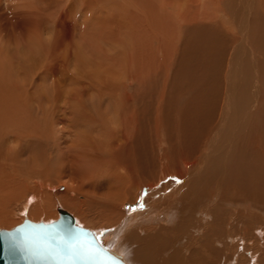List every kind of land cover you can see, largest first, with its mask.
I'll return each instance as SVG.
<instances>
[{
	"label": "rangeland",
	"instance_id": "1",
	"mask_svg": "<svg viewBox=\"0 0 264 264\" xmlns=\"http://www.w3.org/2000/svg\"><path fill=\"white\" fill-rule=\"evenodd\" d=\"M197 13L208 14L209 19L214 18L212 21L218 24L230 21L220 4H215L214 0H0V105L9 107V110L11 106L13 109L18 105L16 112L20 114L18 110L22 108V111L27 113L21 111V115H25L23 118L29 117L37 126L33 136L31 134L33 139L19 138V141H13L15 144L11 141L8 148L13 150L18 147L24 150L21 156L23 158L19 160L24 177L29 176L28 172H32L34 176H38L43 182L48 181L49 185L52 184L55 188L53 193L50 189L48 194V189L43 191V197L39 195V191L23 190V185H18L19 181L17 185L9 184L8 181L13 178L6 177L7 173L12 172L9 170L10 166L7 168L1 165L0 171L5 175V182H8L6 190L2 193L8 198L9 204V201H13L12 197L17 196L18 199L13 204L15 213L5 215L2 206L5 201L0 200V215L3 214L2 218L5 219L3 223L0 222V230H12L25 220L46 224L56 222L60 218L58 209H62L70 213L79 226L91 232L113 231L117 234L125 227L126 222L141 217L143 210L148 209L154 218L160 211L159 223L145 224L139 227L140 230L132 228L129 232L125 229L126 233L120 232V235H123L120 240H115L116 237L112 236L110 241L113 243L115 240L118 249H114L110 245L111 242L106 245L127 264L133 263L131 251L141 252L145 248V242L150 239V234H157L155 230L160 227L164 228L160 236L155 235L156 238L159 237L160 242H157L158 246H152L159 252V257L151 251L152 260L146 261L147 264H264L262 216H256V220L244 217V220H252L254 224L258 221L261 227H256L260 234L254 232L256 227L249 225L241 226L237 231L234 228L229 233L226 231L222 235L223 240H226V236L236 239L231 245L227 244L226 252L218 245L219 238L215 234V240L214 237L212 239L213 250L210 252H213L212 255L201 246L205 233L202 234L203 239H199L201 235L196 233L195 229L197 222L202 224L204 215L195 214L193 217L190 213L179 214L178 220L169 224L168 217L171 216L173 208L170 201L173 199L169 188L164 187L171 184L170 180L173 182L171 177L164 179L161 183L163 186L156 191L160 201L157 205L154 201L149 202L152 198L146 199L145 206L141 208L139 201L134 204L136 193L133 190L137 191L138 186L121 199L117 207L118 214L112 215L106 211L101 216L98 212L101 210L97 209L98 203L108 204L110 201V183L113 174L120 171L118 160L125 146L115 140V136L125 133L124 125L130 122L128 117L134 113L132 107L136 106L128 102V95L135 97L141 92L144 94L141 88L145 83L152 89L155 88L159 83L158 75L154 74L156 71V74L159 73L162 77L171 71L170 68L177 63V53L187 35V31H183L188 30L192 23L189 20L191 17L196 18ZM197 19V22L202 20L200 23H203V20L205 23H212L207 19ZM176 47L180 48L176 50ZM149 72L154 75L147 74ZM140 77L145 81H141ZM118 102H123L121 109L125 111L119 112L120 121L117 116L115 118V104ZM123 115L127 119L125 122ZM77 119L79 122L75 123ZM113 120L120 123H113ZM80 121L83 125H80ZM102 123L104 127L112 128L110 133L113 131V134H116H110L113 141H117L116 145L114 142L109 144L110 136L107 135L108 140V131L102 127ZM118 126L121 128L120 133L115 129ZM39 127L43 129L39 130ZM145 128V132L151 134L150 129ZM101 136L105 139L102 140ZM43 144L45 153L42 155L46 157L45 161H48L49 166L48 170L40 169L36 175L33 170L37 167L32 162L33 157L28 149L34 145L33 148H42ZM159 171L160 169L156 173ZM116 185L117 193H120L121 184ZM21 191L25 193H20ZM21 195H26L24 200ZM30 197L34 199L27 208L26 216H23L21 208ZM36 197L41 198L44 203L42 206H45L43 209L48 214L32 219L29 212L37 203ZM63 197L77 199L84 208L68 205ZM194 197L196 196H192V202L196 199ZM47 198L51 204H48ZM209 205V211L215 207V204ZM94 208L97 209L95 212ZM183 216L187 222H183L185 219L179 220ZM91 218L96 219V224L87 225L86 222ZM146 237L149 239L146 240ZM194 238L197 239L196 244H188ZM223 243L226 246V241ZM142 253L145 254L146 251ZM197 254L198 257L201 255V258L205 256L206 261L193 258V255Z\"/></svg>",
	"mask_w": 264,
	"mask_h": 264
},
{
	"label": "bare ground",
	"instance_id": "2",
	"mask_svg": "<svg viewBox=\"0 0 264 264\" xmlns=\"http://www.w3.org/2000/svg\"><path fill=\"white\" fill-rule=\"evenodd\" d=\"M214 2L220 4L230 21H223L224 23L218 24L216 21H212L214 18L209 19L208 14L203 15L202 13H197L196 18L191 17L189 20L192 22L191 25L186 21L190 26L187 27L188 30L183 31H187V35L185 40L181 38L184 40V44L177 53L176 65L174 63V66L170 68L171 71L165 77L159 73L156 74L157 71L154 73L158 75L157 80L159 79L155 88L152 89L149 84L145 83L141 88L144 90V94L141 92L135 97L128 95V102L136 106L132 107L131 105L134 113L128 117V121H130L128 125L127 123L124 125L125 133L119 134V136L113 134V131L110 133L112 128L104 127L105 125L102 123V127L108 131L106 136H110L112 143L109 141V144L114 142L110 134L116 135L115 140L121 142L125 149L121 152V158L118 160L120 171L113 174V181L111 180L110 183L108 195L110 201L108 204H100L96 200L97 209L101 210L98 211L101 216L106 211L112 215L118 214L117 207L121 199L127 192H131L134 187L138 188L139 186V192L133 190L136 193L134 204L139 201L141 208L145 206L146 199L152 198L149 202L154 201L157 205L160 201H158L155 193L160 186H163L161 185L162 181L171 177L173 182L170 180L171 184L164 187L169 188V193L173 199L170 201L173 208H171L172 214L168 217V223L174 224L178 220L179 214L190 213L189 215L193 217L195 214L204 215L205 219L201 218L203 225L199 221L195 229L196 233L201 235L199 239H203L202 234L205 233L203 234L204 239L201 240V246L209 253L213 250L214 241L212 239L215 234L219 238L218 245L225 249L223 252H226L227 244L231 245L233 240H236L235 238L230 239L229 236L223 240L222 235L226 231L229 233L233 228L237 231L239 227L245 225L253 227L257 225L259 227L258 221L254 224L252 220L256 216L264 217V0L262 2L256 0H214ZM198 17L199 19L210 20L212 23H205V20H203L204 24L200 23L202 20L197 22ZM179 48L176 47V50ZM147 74L154 75L150 72ZM138 80L140 79L138 78ZM143 80L144 78H141V81ZM0 88L2 89V87ZM6 93L8 94V92ZM122 105H124L123 102L115 104V107L117 106L115 118L117 116L119 121ZM17 106H14L16 107L13 108L14 111L12 106L9 110V107L0 105V166L4 165L7 168L10 166L11 174L5 173L9 179L13 177L12 180L8 179L9 184L17 185L19 181L18 185L20 187L23 185V190L39 191V195L43 197L42 192L48 189V194L50 189L53 193L55 191L54 186L49 185L48 181L43 182L32 172H28L29 176L24 177L22 174L23 167L19 161L20 158H23L21 156L24 150L18 147L14 148L15 150L8 148L11 141L15 140L16 142L19 141V138L24 139V137L25 139L32 138L33 132H36L35 129L37 128L29 117L23 118L25 115L21 114L25 111H22V108L18 110L20 114L16 112ZM77 112L79 113V111ZM125 120L127 121L126 117H124V122ZM77 121L79 122L78 119L76 122L74 120L75 123ZM82 122L80 125H83ZM113 123L116 121L113 120ZM92 126L90 128H93ZM145 127L150 129L151 134L145 132ZM38 129L42 130L43 128L39 127ZM115 129L120 133L119 129L121 128L119 126ZM102 138L105 139L101 136ZM117 141L114 142L115 145ZM31 146L28 151L31 153L32 162L37 169H29L38 175L37 172L40 169L48 170L49 163L45 161L46 157L42 155L44 144L42 148ZM158 169L160 171L156 173ZM0 170L2 169L0 168ZM193 174H197V176L194 177ZM4 179L5 175H2L0 171V196H4L2 191L7 188L6 183L8 182H5ZM116 184H121L120 193H117L118 185ZM3 196L0 199L5 201L2 205L5 212L3 214L15 213L16 209L13 204L16 203L18 197H12L11 200L13 201H9V204L8 198L5 196L3 198ZM192 196H196L193 202ZM20 197L24 200L26 195ZM175 198L178 200L176 201ZM33 199L34 197L27 199L24 207L21 208L23 216H26L27 208ZM36 199L37 203L29 212L32 219L48 214L43 209L45 206H42L44 203L41 198L36 197ZM62 199L68 205L79 209L84 208V205L77 199L70 197H63ZM47 200L48 204H51L48 198ZM1 203L0 213L2 211ZM209 203L215 204V207L210 210L211 213ZM88 208L91 209V207ZM97 209L94 208V212ZM227 209L230 212L227 213ZM60 210L58 209L59 215ZM3 214L0 215L1 223L5 220L2 218ZM154 216L155 218L150 215L148 209H145L141 213V217L130 219L117 234H114L113 231L91 233L95 235L99 244L108 249L106 245L110 244L112 236L116 237L115 240H120L123 236L120 235V232L126 233L132 228L140 230L139 227L142 225L161 221L160 211ZM183 217L179 220L185 219L183 221L185 222L186 217ZM244 217H249L252 220L246 221ZM110 219L112 220V218ZM110 219L109 221H111ZM95 220V218H91L86 223L87 225H94L96 224ZM31 222L36 223L35 221ZM155 229L157 228L155 227ZM163 229L160 227L155 230L157 234L151 233L150 239L145 238L146 240L149 239L145 242V248L142 250L146 251L145 254L142 251L135 253L131 251L132 264H147L146 261L152 260L151 251H154L159 257V252L152 246H158L157 242L160 241L158 240L159 237L156 238V236H160ZM240 230L242 229L240 228ZM254 232L260 234L257 227ZM196 241L197 239L194 238L188 244H196ZM224 241H226V246ZM114 242H111L110 245L115 249ZM109 250L113 252L112 249ZM114 254L118 256L117 253ZM198 255H193V258L197 261L199 259L206 261L205 256L201 258V255L199 257ZM226 255L228 256V254ZM223 256L225 257V254Z\"/></svg>",
	"mask_w": 264,
	"mask_h": 264
},
{
	"label": "water",
	"instance_id": "3",
	"mask_svg": "<svg viewBox=\"0 0 264 264\" xmlns=\"http://www.w3.org/2000/svg\"><path fill=\"white\" fill-rule=\"evenodd\" d=\"M0 264L126 263L61 209L60 218L54 223L25 220L10 231L0 230Z\"/></svg>",
	"mask_w": 264,
	"mask_h": 264
}]
</instances>
